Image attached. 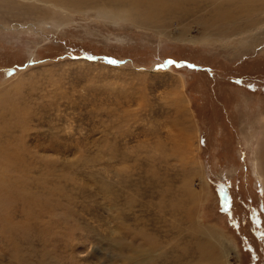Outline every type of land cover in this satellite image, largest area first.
<instances>
[{
    "label": "rangeland",
    "instance_id": "1",
    "mask_svg": "<svg viewBox=\"0 0 264 264\" xmlns=\"http://www.w3.org/2000/svg\"><path fill=\"white\" fill-rule=\"evenodd\" d=\"M62 1L0 0V264H264V0Z\"/></svg>",
    "mask_w": 264,
    "mask_h": 264
},
{
    "label": "bare ground",
    "instance_id": "2",
    "mask_svg": "<svg viewBox=\"0 0 264 264\" xmlns=\"http://www.w3.org/2000/svg\"><path fill=\"white\" fill-rule=\"evenodd\" d=\"M56 1V0H55ZM62 1V0H61ZM154 1V0H153ZM46 2V1H45ZM60 2V1H59ZM58 2V3H59ZM63 2V1H62ZM68 2V1H67ZM77 2V4H78V1H76ZM156 2H158V1H156ZM163 2V1H162ZM166 3H167V1H165ZM173 2V1H172ZM69 3V2H68ZM73 3V2H72ZM153 3H155V2H153ZM152 3V4H153ZM160 3V2H159ZM155 4H157V3H155ZM161 4V3H160ZM73 5H75V4H73ZM154 5V4H153ZM166 4H164V6H165ZM76 6V5H75ZM161 6V5H160ZM168 6H169V3H168ZM154 7V6H153ZM156 8L160 11V12H163V7H159V5L157 4V6H156ZM165 9V8H164ZM157 11V10H156ZM151 13V15L152 16H154L155 15V11H153V12H150ZM110 14H111V16H113V17H115V16H126L127 14L126 13H119V14H116V13H113L111 10H110ZM148 14V13H147ZM154 14V15H153ZM150 15V16H151ZM148 18V17H147ZM150 18V17H149ZM153 20V21H152ZM154 22V19H152V18H150V19H148V22ZM56 23V22H55ZM149 26V25H148ZM209 233V232H208ZM208 248V247H207ZM215 250V249H214ZM210 255V254H209ZM218 264V263H217Z\"/></svg>",
    "mask_w": 264,
    "mask_h": 264
}]
</instances>
